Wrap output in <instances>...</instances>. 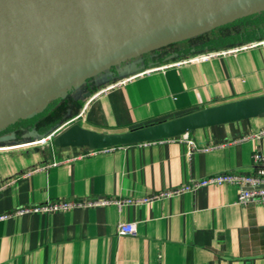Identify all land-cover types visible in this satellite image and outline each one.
Masks as SVG:
<instances>
[{"label": "crops", "instance_id": "0c3cea01", "mask_svg": "<svg viewBox=\"0 0 264 264\" xmlns=\"http://www.w3.org/2000/svg\"><path fill=\"white\" fill-rule=\"evenodd\" d=\"M152 64L147 55L116 67L103 87ZM262 95L264 44L138 76L93 99L85 93L67 122L120 134ZM263 129L260 115L191 131L187 140L178 136L91 156L85 148L36 143L32 132L0 136V217L9 216L0 220V264H264V205L237 204L234 186L136 202L191 180L250 173L253 151L264 155V136H256ZM83 199L132 202L14 213ZM120 221L134 223L135 234L117 235Z\"/></svg>", "mask_w": 264, "mask_h": 264}, {"label": "water", "instance_id": "95a60500", "mask_svg": "<svg viewBox=\"0 0 264 264\" xmlns=\"http://www.w3.org/2000/svg\"><path fill=\"white\" fill-rule=\"evenodd\" d=\"M262 12L264 0H0V90H18L0 130L33 118L100 73ZM260 115L264 95L120 134L73 124L53 146L102 150L151 143Z\"/></svg>", "mask_w": 264, "mask_h": 264}, {"label": "built area", "instance_id": "2783aa9c", "mask_svg": "<svg viewBox=\"0 0 264 264\" xmlns=\"http://www.w3.org/2000/svg\"><path fill=\"white\" fill-rule=\"evenodd\" d=\"M264 44V38L260 41L249 42L233 47H229L226 49H221L217 51H210L201 54H197L194 56L180 58L174 61H170L167 63H162L158 65H152L147 68H144L140 72L132 73L129 76L118 79L112 84H109L97 92L90 96V99L97 97L100 94L107 92L108 90L124 85L127 82L132 81L138 76L149 75L155 72H162L166 69L179 67L181 65L189 64L192 62H200L206 61L213 58L225 57L229 55L237 54L241 51H245L259 45ZM54 133L49 134L48 136L41 138L36 141V143H50L52 136ZM264 136V129L259 131L256 135ZM182 140H187L186 134L180 136ZM189 145L193 148L194 145L192 142L188 141ZM113 148L102 149V150H86L84 155H94L97 153L108 152L113 150ZM211 147H206L205 150L210 149ZM83 155V154H82ZM251 172L250 173H219L207 178L199 179V180H191L189 183L183 185L181 188L173 189L170 191H165L160 193L159 195H154L149 199H143L136 201L137 203L151 201L157 198H169L172 196H177L185 192H194L199 188H204L207 186H234L238 189V196L236 199V203L239 205H245L248 203H256L264 205V155L260 154L258 150H254L251 156ZM57 165V162H52L49 164L50 167H54ZM34 170L29 171L27 175H30ZM132 201L122 200V201H97V200H81L76 202H67V201H57L53 203H47L40 206L30 207L26 209H19L15 211V214H24L28 212L32 213H55V212H65L69 210H73L76 208H85V207H94V206H103L105 204H114L118 208H120L124 204H129ZM135 203V202H133ZM9 217L8 215H3L0 217V220L6 219ZM117 235H134L136 232V225L134 223L129 222H118L116 225Z\"/></svg>", "mask_w": 264, "mask_h": 264}, {"label": "trees", "instance_id": "16d2710c", "mask_svg": "<svg viewBox=\"0 0 264 264\" xmlns=\"http://www.w3.org/2000/svg\"><path fill=\"white\" fill-rule=\"evenodd\" d=\"M263 32L264 12L237 20L182 43L160 49L149 54V56L152 65H158L205 52L260 41L264 38ZM93 82L91 79L66 91L53 99L41 113L33 118L18 120L0 130V136L10 133L20 135L29 132H35L39 137L48 135L62 123L76 116L81 103L74 96L75 94L89 93L92 95L97 92Z\"/></svg>", "mask_w": 264, "mask_h": 264}, {"label": "bare ground", "instance_id": "6f19581e", "mask_svg": "<svg viewBox=\"0 0 264 264\" xmlns=\"http://www.w3.org/2000/svg\"><path fill=\"white\" fill-rule=\"evenodd\" d=\"M17 91V89L0 90V122L4 121L7 116L14 110L16 106ZM13 119L9 120L8 122H11ZM6 123L7 122L0 123V128H2Z\"/></svg>", "mask_w": 264, "mask_h": 264}, {"label": "rangeland", "instance_id": "374dc122", "mask_svg": "<svg viewBox=\"0 0 264 264\" xmlns=\"http://www.w3.org/2000/svg\"><path fill=\"white\" fill-rule=\"evenodd\" d=\"M107 73H108V71H106V72H103V73H100V74H98L97 76H95L94 78H93V86H95L96 88H97V91L99 90V89H101L102 87H103V84L106 82L105 81V79H106V77L108 78V76H107ZM77 92V91H76ZM85 94V93H84ZM83 95V94H82ZM82 95H79V94H75L74 96L77 98V99H80L81 98V96ZM88 95H89V93H88ZM87 98V97H86ZM63 118V117H62ZM74 123H72V124H69L68 122H64V123H62L59 127H57L56 129H54L52 132H50L49 134H51V133H54V135L52 136V138H51V141H50V145H52L53 146V141H54V139L55 138H57L61 133H63L67 128H69L71 125H73ZM48 134V135H49ZM48 135H46V136H48ZM46 136H44V137H46ZM44 137H39L38 136V138L37 139H35L36 141H38V140H40L41 138H44ZM46 143H44V144H42V145H45ZM47 144H49V143H47Z\"/></svg>", "mask_w": 264, "mask_h": 264}]
</instances>
